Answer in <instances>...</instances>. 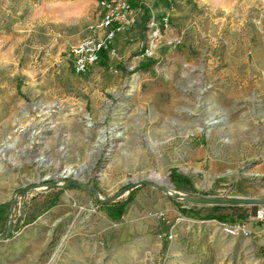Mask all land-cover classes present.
Returning a JSON list of instances; mask_svg holds the SVG:
<instances>
[{"label": "rangeland", "instance_id": "374dc122", "mask_svg": "<svg viewBox=\"0 0 264 264\" xmlns=\"http://www.w3.org/2000/svg\"><path fill=\"white\" fill-rule=\"evenodd\" d=\"M101 1L0 0V234L14 227L0 264H264L252 205V234L232 237L162 189L124 193L157 175L180 191L177 171L193 196L264 198V0H129L139 22L117 55L77 74L70 48ZM166 12L172 29L145 57L149 24ZM68 181L128 201L124 215Z\"/></svg>", "mask_w": 264, "mask_h": 264}, {"label": "built area", "instance_id": "2783aa9c", "mask_svg": "<svg viewBox=\"0 0 264 264\" xmlns=\"http://www.w3.org/2000/svg\"><path fill=\"white\" fill-rule=\"evenodd\" d=\"M165 1L173 5L178 0ZM100 5L101 11L95 20L88 25L86 36L70 48V54L74 60V71L77 74L87 73L91 67L101 61L104 53L108 57H115L117 55V49L114 46L116 38L134 26L137 11L129 0H102ZM171 24L170 12L162 15L159 26L156 20L149 24L151 31L146 37L143 56H154L160 44L159 40L172 29ZM167 41L172 44L181 40L170 37ZM159 216H165V213L159 212ZM255 218L264 219V206L258 208ZM220 227L223 233L232 237H246L252 234L249 223L245 220L220 223ZM169 238H173V232L169 234Z\"/></svg>", "mask_w": 264, "mask_h": 264}, {"label": "trees", "instance_id": "16d2710c", "mask_svg": "<svg viewBox=\"0 0 264 264\" xmlns=\"http://www.w3.org/2000/svg\"><path fill=\"white\" fill-rule=\"evenodd\" d=\"M103 57H107L106 53L103 54ZM104 66H107V63H103ZM173 183L176 185L177 189L183 192H189L193 189L192 178L186 175H183L177 171H173L171 175ZM174 202L179 206L180 212L186 217H191L201 220H217L219 222H236L241 220H246L249 218L250 214L246 210H242V206H222V205H213L209 207L208 213L206 215L201 214V208H207L206 205L202 207H187L184 206L181 202L174 200ZM126 202H118L106 205V210L110 218L114 220H119L125 213ZM230 209V213H224L223 209ZM7 219L6 205H0V223L5 222Z\"/></svg>", "mask_w": 264, "mask_h": 264}, {"label": "water", "instance_id": "95a60500", "mask_svg": "<svg viewBox=\"0 0 264 264\" xmlns=\"http://www.w3.org/2000/svg\"><path fill=\"white\" fill-rule=\"evenodd\" d=\"M150 185V186H154L157 187L159 189H162L165 193H167L170 197H172L175 200L178 201H186V202H190L193 204H200V205H222V206H244V205H252L254 207V215H257L258 212V208L260 206H264V198H256V197H243V196H230V197H219V196H193L190 195L188 193H184V192H180L177 190L175 191V194L171 193V189L168 187H161L160 185H158L156 183V180L151 178L150 180H142V181H137L135 183H133L131 186H129L124 193H129L132 189L139 187L140 185ZM65 185L67 186H75V187H81V188H85L87 190L92 191L97 199L99 201H101L102 203H113V202H117L119 201V198H111V199H103L100 197V192L98 189L78 182V181H68ZM40 186V185H37ZM35 186H31V187H27L25 189V191L27 192L29 189L34 188ZM24 194L21 193L19 196H21ZM19 196L18 198L15 199L14 203H13V207H12V211L13 208L15 207V205L18 203L17 201L19 200ZM24 199V197H23ZM22 199V200H23ZM11 211V212H12ZM14 227H10L9 222L6 224V227L4 229V231L0 234V239H4L7 237V235L13 231Z\"/></svg>", "mask_w": 264, "mask_h": 264}, {"label": "bare ground", "instance_id": "6f19581e", "mask_svg": "<svg viewBox=\"0 0 264 264\" xmlns=\"http://www.w3.org/2000/svg\"><path fill=\"white\" fill-rule=\"evenodd\" d=\"M11 147H13L12 144L6 146V148H11ZM4 150H5L4 148L1 149V150H0V153H2ZM71 172H72V170H70V169L67 170V173H71ZM155 180L158 181V182H160V183H162V184H165V185H169V184H170V183H169V180H168L167 178H165V177H161L160 175L155 176ZM171 193H172V194H175V192H172V191H171ZM23 197H24L23 195L19 196V200L22 201ZM18 203H19V202H18ZM21 205H22V203H21ZM221 223H222V222H221ZM223 223H226V222H223Z\"/></svg>", "mask_w": 264, "mask_h": 264}, {"label": "crops", "instance_id": "0c3cea01", "mask_svg": "<svg viewBox=\"0 0 264 264\" xmlns=\"http://www.w3.org/2000/svg\"><path fill=\"white\" fill-rule=\"evenodd\" d=\"M156 1H159V0H156ZM162 1H164V0H162ZM134 6L137 7V8H140V5L137 4V3H136ZM138 19H139V18H138L137 14H136L135 22H134V27L137 26V23L139 22ZM116 41H117V42H116ZM116 41H115V45H117V46H122V45H123V41H124V34H120V35L117 37Z\"/></svg>", "mask_w": 264, "mask_h": 264}]
</instances>
